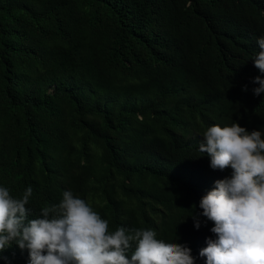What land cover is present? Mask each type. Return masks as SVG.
Masks as SVG:
<instances>
[{
	"label": "trees",
	"instance_id": "trees-1",
	"mask_svg": "<svg viewBox=\"0 0 264 264\" xmlns=\"http://www.w3.org/2000/svg\"><path fill=\"white\" fill-rule=\"evenodd\" d=\"M261 37L264 0H0V186L33 188L29 219L70 190L110 232L152 229L206 264L196 143L264 131ZM0 256L30 264L15 243Z\"/></svg>",
	"mask_w": 264,
	"mask_h": 264
},
{
	"label": "clouds",
	"instance_id": "clouds-1",
	"mask_svg": "<svg viewBox=\"0 0 264 264\" xmlns=\"http://www.w3.org/2000/svg\"><path fill=\"white\" fill-rule=\"evenodd\" d=\"M257 44L254 66L264 73V37ZM252 83L260 85L254 95L264 93V80L257 76ZM195 150L205 170L204 154L210 158L211 170L203 175L211 173L215 185L199 202L215 239L208 238L199 255L206 264H264V131L249 132L235 122L213 125ZM32 195L31 186L20 198L0 186V253L15 243L28 251L30 264H195L189 247L157 239L152 229L110 232L107 220L70 190L29 219ZM191 217L202 228L199 217Z\"/></svg>",
	"mask_w": 264,
	"mask_h": 264
},
{
	"label": "rangeland",
	"instance_id": "rangeland-1",
	"mask_svg": "<svg viewBox=\"0 0 264 264\" xmlns=\"http://www.w3.org/2000/svg\"><path fill=\"white\" fill-rule=\"evenodd\" d=\"M204 162H205V165L207 166V169L204 171V173L206 172H209V170H211L210 168V158L204 154ZM209 178L210 179H213V175L211 173L208 174ZM218 180V178L216 177V181Z\"/></svg>",
	"mask_w": 264,
	"mask_h": 264
}]
</instances>
